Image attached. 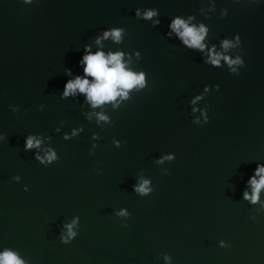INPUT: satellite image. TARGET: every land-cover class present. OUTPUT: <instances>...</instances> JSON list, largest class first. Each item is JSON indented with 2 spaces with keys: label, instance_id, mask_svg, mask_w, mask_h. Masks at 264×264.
Wrapping results in <instances>:
<instances>
[{
  "label": "water",
  "instance_id": "1",
  "mask_svg": "<svg viewBox=\"0 0 264 264\" xmlns=\"http://www.w3.org/2000/svg\"><path fill=\"white\" fill-rule=\"evenodd\" d=\"M178 15L209 29L203 52L166 35ZM113 29L120 42L103 38ZM213 50L244 63H205ZM96 52L121 53L144 86L97 107L79 91L64 97L69 80H92L80 61ZM30 135L40 145L25 150ZM258 166L264 0H0V253L23 264H264V188L256 203L244 195Z\"/></svg>",
  "mask_w": 264,
  "mask_h": 264
},
{
  "label": "clouds",
  "instance_id": "2",
  "mask_svg": "<svg viewBox=\"0 0 264 264\" xmlns=\"http://www.w3.org/2000/svg\"><path fill=\"white\" fill-rule=\"evenodd\" d=\"M137 18H140L139 9L136 12ZM157 15V10H149L144 13L143 18L145 20H151L153 16ZM194 17L189 15L187 20L181 18L179 15L171 19L168 27L171 31L167 32L166 35L171 37L172 33H175L177 37L182 41L188 49H198L203 52L205 44L206 35L209 29L200 24L198 27L194 24L190 25L188 21H191ZM161 23L160 19L153 21V26H159ZM123 29H113L110 32H104L103 38L112 37L116 42H120L121 34ZM99 43V39L96 41ZM237 42H239V36H237ZM223 49L227 50L234 45L227 39L222 41ZM224 59L229 66L243 64L244 61L240 60L238 57L236 60H231L227 56H222L221 53L210 51L208 58L205 63H210L211 65H219L220 60ZM80 63L84 64L83 72L86 77H91L92 80L89 81L87 78H81L77 76L74 80H69L64 86L63 96L67 97L69 95H75L77 91L86 95L87 101L90 102L92 107H97L103 105L107 102L115 101L117 97L123 96L127 97L128 90L134 87H143L144 73L139 74L129 71L122 61V54L117 52L115 54H108L107 56L104 52H96L95 54H88L83 56ZM70 71V70H69ZM233 72L237 70L232 68ZM219 90V85L216 86ZM42 107V106H41ZM99 120H106L104 115H99ZM5 138V137H4ZM40 141L35 140L33 136H28L25 144V150L31 149L33 147H39ZM37 160L43 164L44 161L39 156L36 157ZM47 161L51 162L56 159L54 152H49L46 156ZM47 167V165H45ZM256 176L259 177L257 180L255 177L251 178L248 183L252 187V195L248 196L245 192V198L250 199L252 203H256L259 199V193L262 188H264V166H258L256 169ZM148 181H143L139 186L135 187V191L141 195H147L150 189L147 187ZM123 214V213H121ZM68 228V238L75 236L72 231V225H67ZM61 237V242L67 244L69 239ZM165 259H168L166 256ZM0 264H23L17 255L11 251H5L0 253Z\"/></svg>",
  "mask_w": 264,
  "mask_h": 264
}]
</instances>
